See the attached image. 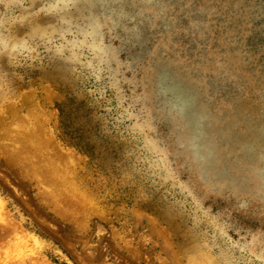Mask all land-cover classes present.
<instances>
[{
  "label": "rangeland",
  "instance_id": "rangeland-1",
  "mask_svg": "<svg viewBox=\"0 0 264 264\" xmlns=\"http://www.w3.org/2000/svg\"><path fill=\"white\" fill-rule=\"evenodd\" d=\"M255 136L264 0H0V264H264Z\"/></svg>",
  "mask_w": 264,
  "mask_h": 264
},
{
  "label": "bare ground",
  "instance_id": "bare-ground-1",
  "mask_svg": "<svg viewBox=\"0 0 264 264\" xmlns=\"http://www.w3.org/2000/svg\"><path fill=\"white\" fill-rule=\"evenodd\" d=\"M231 140L232 141L234 140L233 136H232V138L231 137L229 138V141H231ZM235 141L236 142H241L244 145H246V148H247L246 152L249 153L252 157H254L252 154L255 152L256 146H258L259 143L264 145V140H263V142H261L259 140L258 136H255V137L249 138V139L235 137Z\"/></svg>",
  "mask_w": 264,
  "mask_h": 264
}]
</instances>
